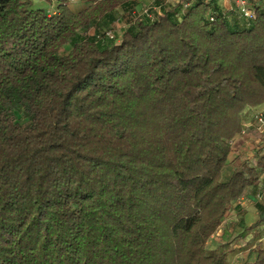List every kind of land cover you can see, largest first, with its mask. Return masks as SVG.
Masks as SVG:
<instances>
[{
	"label": "trees",
	"instance_id": "16d2710c",
	"mask_svg": "<svg viewBox=\"0 0 264 264\" xmlns=\"http://www.w3.org/2000/svg\"><path fill=\"white\" fill-rule=\"evenodd\" d=\"M175 2L0 0V264L233 263L214 237L264 186V134L233 155L264 103V11Z\"/></svg>",
	"mask_w": 264,
	"mask_h": 264
},
{
	"label": "crops",
	"instance_id": "0c3cea01",
	"mask_svg": "<svg viewBox=\"0 0 264 264\" xmlns=\"http://www.w3.org/2000/svg\"><path fill=\"white\" fill-rule=\"evenodd\" d=\"M65 1L73 13L79 14L99 0ZM218 2L224 9H230L233 6V2L229 0H218ZM33 5L35 8H43L47 11L51 8L57 10L59 0H33ZM120 9L122 8L118 9V13L120 12ZM251 118L252 111L246 116L244 123L249 122ZM258 138L259 137L251 131H248L246 134L237 135L234 142V151L236 150L237 152L233 153V155L240 154L239 152H241L237 146L240 147V150L246 149L247 147H255V149L259 148ZM255 190L256 188L248 190L245 196H248L250 200H248L245 205L239 202L240 207L231 208L219 230V236L223 235L224 237L226 234H229V237L232 236L231 238L222 240L221 242H231L229 247L233 248V251L230 253V256L233 255L231 260L232 262L235 261V264H241L246 260L254 261L257 258L256 248L258 246L264 248V233L262 235H256L257 231H264V222L259 223V215L256 206L257 200H251V198H254L255 196ZM239 203L237 202V205Z\"/></svg>",
	"mask_w": 264,
	"mask_h": 264
},
{
	"label": "built area",
	"instance_id": "2783aa9c",
	"mask_svg": "<svg viewBox=\"0 0 264 264\" xmlns=\"http://www.w3.org/2000/svg\"><path fill=\"white\" fill-rule=\"evenodd\" d=\"M151 1L153 4L147 9H145V11L142 14L145 13L149 15L150 9L157 8L154 4L155 0H151ZM229 1L233 2V6L230 9H234V11H237L242 18L248 21L253 22L256 20V8L255 7L257 5L261 7V9L264 11V0H229ZM230 9H227V10H230ZM48 13L54 14L56 13V9L51 8L48 10ZM132 14L135 16L136 12L133 11ZM208 18L210 20L214 19L212 16H209ZM117 21H120V20L118 19ZM105 35L108 37H113L114 36L113 30L112 29L106 30ZM249 127H254L258 133L264 134V103L253 109L251 120L249 122L244 123V128L240 134H246L247 129ZM258 142H259V147H261L262 142L260 138H258ZM255 198H257L259 202H264V186H261L257 189ZM243 200L244 198L242 197L239 202H242Z\"/></svg>",
	"mask_w": 264,
	"mask_h": 264
},
{
	"label": "rangeland",
	"instance_id": "374dc122",
	"mask_svg": "<svg viewBox=\"0 0 264 264\" xmlns=\"http://www.w3.org/2000/svg\"><path fill=\"white\" fill-rule=\"evenodd\" d=\"M130 1L132 2V9H133V11L136 12V15L137 14H142L145 11V9H147L148 7H150L153 4L151 0H130ZM164 1L166 3H176L175 2L176 0H164ZM133 11H131V14L133 13ZM127 12H128L127 9H125V10L124 9H120L119 18H118L120 21H117L118 20L117 19L115 21V23H113V25H112V27H113L112 28L113 29V33L115 32L117 35H120L122 33V30L127 26L126 23H125L126 22V19L127 20H130L132 18V16L129 13H127ZM238 20L241 22L242 20L244 21V18H242L241 16H239ZM90 31H91V33H93V30L92 29ZM19 117H20V120L21 121H25L26 120L24 117H22V115L20 113H19ZM237 147L239 148V151H241L239 153L242 156H245V157H252L253 156V153H254L253 152L254 151L253 149H255V147H253V148L247 147L246 149H241V150H240V147L239 146H237ZM235 152H237V151L235 150L234 153ZM231 170H232V168H231L230 164L228 163L227 166L224 169V177H226L227 175H229ZM243 198H244V200L241 203L243 205H245L246 202L248 200H250V198H248V196L247 197L244 196ZM251 200L252 201H255V200H257V198H255V196H254V198H251ZM219 233H220V231H218V233L215 235L214 242L216 240H217V242L218 241H222V240H227L228 238H231L232 237V236L229 237V234L224 235V237H223V235H220L219 236ZM230 243H229V245H230ZM232 256L233 255H231V257ZM235 263L236 262L233 261L232 264H235Z\"/></svg>",
	"mask_w": 264,
	"mask_h": 264
}]
</instances>
